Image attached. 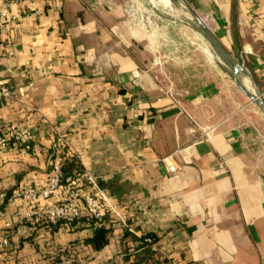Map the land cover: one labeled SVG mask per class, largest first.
Wrapping results in <instances>:
<instances>
[{
  "label": "crops",
  "instance_id": "crops-1",
  "mask_svg": "<svg viewBox=\"0 0 264 264\" xmlns=\"http://www.w3.org/2000/svg\"><path fill=\"white\" fill-rule=\"evenodd\" d=\"M139 1L12 0L0 17V123L35 135L0 148V264H264V112L198 33L163 47L162 16ZM185 1L264 91V0ZM58 154L126 219L107 211L102 248L87 241L96 222L15 220Z\"/></svg>",
  "mask_w": 264,
  "mask_h": 264
},
{
  "label": "built area",
  "instance_id": "built-area-1",
  "mask_svg": "<svg viewBox=\"0 0 264 264\" xmlns=\"http://www.w3.org/2000/svg\"><path fill=\"white\" fill-rule=\"evenodd\" d=\"M12 0H4L0 4V17L8 16V7ZM160 61V58L156 56ZM11 88L6 84H0V102L11 95ZM35 135L30 130L20 129L16 123H0V148H6L12 143H19L27 148L31 147ZM66 155L58 154L52 161V170L48 181L42 185H28L21 190L18 195L29 203V208L25 211L15 213V220L25 227L28 222H50L60 221L70 222L81 216L94 219L99 225L104 223L107 211L114 212L122 218L124 224L126 219L119 213L117 204L113 203L106 191L100 186L97 176L84 169L82 174L76 177L68 176L66 182L63 181L62 163ZM170 170H174L172 163H167ZM62 189L59 199L53 203H41L42 199L53 196ZM5 194H0V202H4ZM4 210L0 208V214ZM8 227L12 226L11 221H7ZM9 243L8 236L0 242V248ZM70 262V259L67 260ZM176 264V263H172Z\"/></svg>",
  "mask_w": 264,
  "mask_h": 264
},
{
  "label": "rangeland",
  "instance_id": "rangeland-1",
  "mask_svg": "<svg viewBox=\"0 0 264 264\" xmlns=\"http://www.w3.org/2000/svg\"><path fill=\"white\" fill-rule=\"evenodd\" d=\"M140 2L142 3V5H136L138 8V14L149 16V14L154 10L162 16L161 21L158 23L161 27L159 32H153L152 35L154 36V34H160V40L161 42H163V47L169 48L173 46L174 48H178L179 51L182 52V50L186 47H191L195 44V40L194 42H192L193 38L191 37V35L193 32H196L198 34L200 32L196 27L193 26L190 20V18H192L193 16L189 11V8L191 7L186 1L185 2L187 3L188 7L180 3H173L172 0H140L139 3ZM153 4H160L167 7L169 6V4H171L174 5V8L170 9L167 7H159L158 9H156ZM153 25L155 26V24ZM200 35L202 36L201 33ZM161 54L159 53L157 56L160 58ZM214 54L216 55L215 52Z\"/></svg>",
  "mask_w": 264,
  "mask_h": 264
},
{
  "label": "water",
  "instance_id": "water-1",
  "mask_svg": "<svg viewBox=\"0 0 264 264\" xmlns=\"http://www.w3.org/2000/svg\"><path fill=\"white\" fill-rule=\"evenodd\" d=\"M173 2L180 3L188 7L184 0H172ZM192 14L190 18L194 27H196L202 36L208 41L213 52L216 53L219 60L227 65L229 70L232 72L236 83L243 89V91L250 97L251 101L256 103L260 109L264 112V91L257 88V91L249 90L243 83L242 75L246 73V69L239 60H237L229 50L222 44L219 38L215 35L212 29L204 21V19L197 14L193 9L189 8Z\"/></svg>",
  "mask_w": 264,
  "mask_h": 264
},
{
  "label": "trees",
  "instance_id": "trees-1",
  "mask_svg": "<svg viewBox=\"0 0 264 264\" xmlns=\"http://www.w3.org/2000/svg\"><path fill=\"white\" fill-rule=\"evenodd\" d=\"M52 170V167H51ZM84 171L83 165L80 163L79 159L76 155H72L71 158H65L62 163V172H63V181L66 182V178L68 176L76 177L79 174H82ZM9 194H7L8 198ZM81 221H87L91 224L95 223L94 219L88 218L86 216H81L78 219H74L70 222L60 221L57 223L43 222L47 223L52 229H54L57 225H61L62 223H78ZM110 228L104 223L95 227L93 234L87 238V241L93 245L94 248H102L108 242V233ZM142 239L146 243H151L155 240V235L151 232H147L142 234Z\"/></svg>",
  "mask_w": 264,
  "mask_h": 264
},
{
  "label": "bare ground",
  "instance_id": "bare-ground-1",
  "mask_svg": "<svg viewBox=\"0 0 264 264\" xmlns=\"http://www.w3.org/2000/svg\"><path fill=\"white\" fill-rule=\"evenodd\" d=\"M152 1H156V0H152ZM173 2V1H172ZM174 3V2H173ZM180 10V9H179ZM199 35H200V33H199ZM201 39H203V38H201ZM205 41L207 42V45H208V47H209V50L211 51V53L212 54H214V52H213V50L211 49V47H210V45H209V43H208V41L205 39ZM215 55V54H214ZM217 58H218V56L217 55H215ZM222 70V69H221ZM242 79H243V83H244V85L249 89V90H251V91H257V86L254 84V83H252V81H251V79L248 77V76H246V75H242Z\"/></svg>",
  "mask_w": 264,
  "mask_h": 264
}]
</instances>
